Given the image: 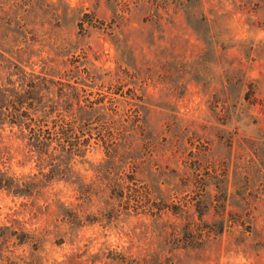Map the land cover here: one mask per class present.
<instances>
[{"label":"rangeland","instance_id":"obj_1","mask_svg":"<svg viewBox=\"0 0 264 264\" xmlns=\"http://www.w3.org/2000/svg\"><path fill=\"white\" fill-rule=\"evenodd\" d=\"M20 71L61 109L67 85L105 94L119 121L112 162L93 144L74 165L89 200L0 190V224L45 239L36 264H264V0H0V88ZM3 166L38 171L9 127Z\"/></svg>","mask_w":264,"mask_h":264},{"label":"trees","instance_id":"obj_2","mask_svg":"<svg viewBox=\"0 0 264 264\" xmlns=\"http://www.w3.org/2000/svg\"><path fill=\"white\" fill-rule=\"evenodd\" d=\"M84 22L81 20L79 25L82 27ZM20 73L25 87L0 88V130L9 127L23 144L26 159L36 161L38 171L16 176L9 168L0 167V190L15 196L32 197L40 195L53 183L63 181L77 186L75 189L82 195L86 193L83 197L87 196L86 200H89L93 189L80 183L74 165L85 161L86 153L93 144L104 146L112 162L119 144L118 139H111L119 121L115 119L116 115L106 116V95L95 92V96L90 97L93 93L87 92L83 86L67 85L69 90L60 95L68 107L61 109L62 104L51 98L45 99V95L41 94L46 84L53 82L47 79V75ZM87 75V79L93 81L94 75L88 72ZM76 82L93 86L84 79ZM107 102L114 105L110 98ZM75 104L76 108L72 110ZM13 128L16 131H12ZM78 215L68 207L62 208L61 219L65 223L81 224L82 219ZM44 241L43 235L25 230L18 221L0 224V264H36L30 257L41 249ZM24 246L32 251L27 257L16 253Z\"/></svg>","mask_w":264,"mask_h":264}]
</instances>
